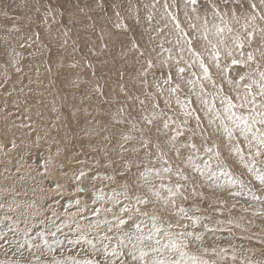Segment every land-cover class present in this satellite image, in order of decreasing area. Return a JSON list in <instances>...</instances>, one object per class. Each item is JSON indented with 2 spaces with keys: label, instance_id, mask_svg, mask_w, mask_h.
Segmentation results:
<instances>
[{
  "label": "snow or ice",
  "instance_id": "snow-or-ice-1",
  "mask_svg": "<svg viewBox=\"0 0 264 264\" xmlns=\"http://www.w3.org/2000/svg\"><path fill=\"white\" fill-rule=\"evenodd\" d=\"M106 3L132 72L117 70L105 124L84 129L109 132L103 140L111 143L104 163L90 165L67 155V135L42 132L29 97L13 98L6 85L9 69L24 73L18 49L48 47L40 25L51 34L58 18L92 21L89 13ZM30 10L38 30L15 44L0 38V156L6 179L30 181L33 196L21 203L14 184L0 188V264H264V231L250 234L253 220L234 216L236 204L228 208L221 196H247L252 215L264 219V0H34ZM61 34L66 45L69 31ZM97 39L105 52L114 43L104 29ZM92 95H105L99 81ZM233 238L258 240L260 258Z\"/></svg>",
  "mask_w": 264,
  "mask_h": 264
},
{
  "label": "rangeland",
  "instance_id": "rangeland-1",
  "mask_svg": "<svg viewBox=\"0 0 264 264\" xmlns=\"http://www.w3.org/2000/svg\"><path fill=\"white\" fill-rule=\"evenodd\" d=\"M33 2L34 0H0V38L7 35L15 44L20 36L31 35L32 31L38 30L36 25L30 24L28 19L30 16L35 17L37 15L30 10ZM5 12L7 16L3 15ZM89 14L93 18L92 21L80 20L75 25L69 23L67 16L58 18V22L52 25L51 34L44 30L43 25H40L41 43L46 44L48 47L41 48L40 43H37L33 44L31 48L18 49L24 57V73L16 74L13 69H9L11 81L6 87L9 91L13 88L16 89L13 98L19 96L22 100L25 95L29 97V105L33 108V120L38 123L42 132L44 129L50 128L51 136L57 140L67 135L70 141L67 155L70 158L75 156L78 159H87L89 164L92 165L94 159L101 160V163H104V147L105 145L111 147V143L104 141L103 136L109 135V132H101L100 136H86L84 129L91 128L94 125L102 127L105 124L107 120L106 113L110 105L104 103V101H110L113 96L112 88L115 86L117 79V70H124L131 74L132 64L131 61L125 63L120 58L119 38H117L116 30L113 28L115 17L107 3L105 11L102 12L97 9ZM124 14L122 12V15ZM93 22L95 23L94 28L90 27ZM37 23L39 22L37 21ZM13 24L21 28L20 33L8 32ZM101 29H104L106 33H113L114 43L110 45L106 52L98 47L100 41L97 39V35ZM63 30L69 31L66 45H64L65 37L61 34ZM138 31H143V28H138ZM0 44H2V39H0ZM89 61L95 66V76L92 74V69L87 67ZM102 61H107V63H102ZM74 62H78V67H70ZM3 64L4 58L0 56V77L3 75ZM49 66L52 69L50 72L47 71ZM95 81H99L101 85H104L105 95L103 97L92 95V98L88 99L87 97L91 93ZM76 83H78V87ZM20 88H24L23 93L19 92ZM0 97H5L3 89H0ZM82 100L83 103H81ZM37 101H42V103H37ZM77 108H87L92 115L76 111ZM11 110L14 115H19L14 107ZM37 111L42 113V117L36 116ZM73 112L76 114L73 115ZM93 117L96 119L93 120ZM97 120L99 124H96ZM52 125H55V127H51ZM113 131L115 130L113 129ZM89 145L97 147L98 150L93 151ZM53 151H55V146H53ZM3 161L4 158L0 156V188H8L14 184L20 193L16 197L18 201L24 203L31 200L33 198L29 190L31 182L29 181L28 184L21 186V183L14 179H6L9 174L4 173ZM72 167H78V165L73 161ZM236 170L242 171L238 166ZM100 171L103 172L104 168L102 167ZM11 175L14 177L15 173L13 172ZM252 187L254 190L259 188L255 181ZM25 192H27V195L24 194ZM221 196L227 200L228 208H231L232 204H236V208L232 209L234 216L244 215L253 220L250 234L258 235L261 231H264V219L252 215L250 207L252 202L248 200L247 196L229 197L226 191L222 192ZM81 199L87 200L88 197L82 196ZM244 208H248V211L244 212L242 210ZM72 211H75V209H72ZM64 231L68 232V229ZM238 236L239 231L237 230ZM227 239L228 234L223 233L219 243L223 245ZM209 240H211V237H209ZM232 242L238 245L242 244L245 250L249 247L255 248L256 258H260L258 240L248 241L247 239L233 238ZM77 251H79L78 248L73 249L72 252H65V255H73ZM244 254L251 255L246 251ZM0 258H3L2 254H0Z\"/></svg>",
  "mask_w": 264,
  "mask_h": 264
},
{
  "label": "bare ground",
  "instance_id": "bare-ground-1",
  "mask_svg": "<svg viewBox=\"0 0 264 264\" xmlns=\"http://www.w3.org/2000/svg\"><path fill=\"white\" fill-rule=\"evenodd\" d=\"M2 174V173H1Z\"/></svg>",
  "mask_w": 264,
  "mask_h": 264
}]
</instances>
